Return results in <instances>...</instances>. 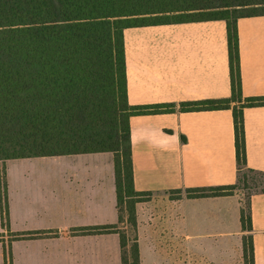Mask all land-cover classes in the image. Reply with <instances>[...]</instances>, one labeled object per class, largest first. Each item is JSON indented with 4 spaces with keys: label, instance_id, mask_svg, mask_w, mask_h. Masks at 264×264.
Segmentation results:
<instances>
[{
    "label": "crops",
    "instance_id": "obj_1",
    "mask_svg": "<svg viewBox=\"0 0 264 264\" xmlns=\"http://www.w3.org/2000/svg\"><path fill=\"white\" fill-rule=\"evenodd\" d=\"M236 28L242 95L264 96V15L240 17ZM123 47L131 106L230 96L223 20L128 27ZM242 117L246 166L264 172V106ZM129 127L134 188L151 194L136 203L131 226L139 264H226L228 235L239 231L251 239L252 264H264V192L249 198L248 231L238 194L176 192L236 182L231 111L131 115ZM0 169V264H122L128 224L118 220L111 152L7 159ZM106 225L117 226L94 231Z\"/></svg>",
    "mask_w": 264,
    "mask_h": 264
},
{
    "label": "trees",
    "instance_id": "obj_2",
    "mask_svg": "<svg viewBox=\"0 0 264 264\" xmlns=\"http://www.w3.org/2000/svg\"><path fill=\"white\" fill-rule=\"evenodd\" d=\"M255 15H264V0H0V160L111 152L118 220L122 221L125 210L127 222L134 227L135 205L149 193L134 188L129 117L229 109L236 182L183 191L190 198L231 195L241 181L242 169L264 176L246 166L242 111L264 106V96L242 95L236 28L238 18ZM207 20L225 22L230 96L129 105L123 30ZM247 180L243 174L242 181L249 186ZM260 183L254 179L249 187ZM0 192L4 196L1 171ZM259 192L264 188L247 195V213L240 210L243 231L251 229L249 198ZM114 229L115 225H106L94 231ZM126 242L120 232L122 264H139L137 242L134 240L129 255Z\"/></svg>",
    "mask_w": 264,
    "mask_h": 264
},
{
    "label": "rangeland",
    "instance_id": "obj_3",
    "mask_svg": "<svg viewBox=\"0 0 264 264\" xmlns=\"http://www.w3.org/2000/svg\"><path fill=\"white\" fill-rule=\"evenodd\" d=\"M2 161V160H0ZM2 169V168H1ZM0 169V170H1ZM243 174H245L248 178L247 180V184L249 186H252L254 183V179H257L260 183V186L258 187H249L246 184L243 183L242 181V176ZM240 177H241V181L240 183L236 186V188L233 190L232 193H236L239 195L240 200L242 202V207L245 210V213H247V195L250 192H254L259 190L260 188H264V176H260L259 174H255V173H248L246 172L244 169H242V171L240 172ZM252 177L253 180H252ZM179 196L185 195L186 193L184 191L178 192ZM151 196V194H149V196H146L144 198L143 201L149 199ZM5 194L3 196V194L0 195V204L1 206H5ZM121 216H122V221H127V212L125 210H123L121 212ZM121 221V222H122ZM120 223V221H119ZM128 227L126 229L127 234H128V238H127V242H126V251L127 254L129 255L130 253V248L132 246V244L134 243L135 240V236H134V232L132 231V227L131 225L127 222ZM119 225V224H117ZM115 225V227L117 226ZM122 231V230H119ZM122 233V232H121ZM250 237L248 234H246L245 232L241 233V231H239L238 233H235L233 235H228V239H227V246H226V252H227V261L226 264H252L251 262V256L252 254L250 253ZM211 254H213V252H211ZM218 264V261L214 262L211 260H204V262L202 264ZM222 264V262H221Z\"/></svg>",
    "mask_w": 264,
    "mask_h": 264
}]
</instances>
